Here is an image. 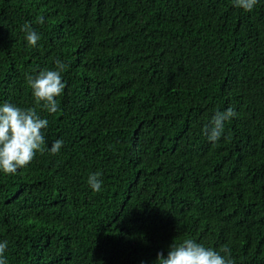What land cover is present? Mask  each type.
Masks as SVG:
<instances>
[{"label":"trees","instance_id":"1","mask_svg":"<svg viewBox=\"0 0 264 264\" xmlns=\"http://www.w3.org/2000/svg\"><path fill=\"white\" fill-rule=\"evenodd\" d=\"M57 60L65 88L49 113L28 77ZM5 102L48 120L44 151L0 170L7 264H157L189 238L264 264V0L252 11L233 0H0ZM230 107L210 141L205 127Z\"/></svg>","mask_w":264,"mask_h":264},{"label":"clouds","instance_id":"2","mask_svg":"<svg viewBox=\"0 0 264 264\" xmlns=\"http://www.w3.org/2000/svg\"><path fill=\"white\" fill-rule=\"evenodd\" d=\"M259 0H233L235 7L245 11H252ZM44 23L42 17L38 18ZM21 31L26 34V40L32 47L37 45L39 34L26 22ZM66 66L62 61H56V70H43L35 77H28V84L38 105L43 102V108L49 113L58 111L57 97L65 88L61 73ZM236 115L230 107L224 112L217 111L212 117L211 125L205 127V134L212 142L217 141L224 127V121ZM48 126L47 119H41L34 108L22 109L5 102L0 106V170L5 174H15L19 168L27 167L35 158L36 153L43 152L45 138L42 129ZM63 141L56 140L51 146V152L56 154L62 147ZM101 173L96 172L88 178V184L93 191L99 192L102 187ZM8 242H0V264H7L4 253ZM224 253V255H221ZM157 264H234L231 249L221 247L219 251L205 247L193 239H184L181 243L169 246L167 257L163 251L158 253Z\"/></svg>","mask_w":264,"mask_h":264}]
</instances>
